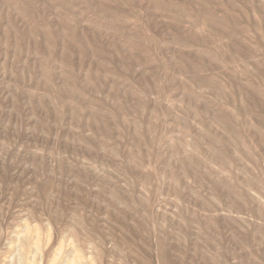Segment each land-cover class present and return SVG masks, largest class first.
Returning <instances> with one entry per match:
<instances>
[{"label":"rangeland","instance_id":"obj_1","mask_svg":"<svg viewBox=\"0 0 264 264\" xmlns=\"http://www.w3.org/2000/svg\"><path fill=\"white\" fill-rule=\"evenodd\" d=\"M0 264H264V0H0Z\"/></svg>","mask_w":264,"mask_h":264},{"label":"bare ground","instance_id":"obj_2","mask_svg":"<svg viewBox=\"0 0 264 264\" xmlns=\"http://www.w3.org/2000/svg\"><path fill=\"white\" fill-rule=\"evenodd\" d=\"M164 253H165V251H164ZM162 254V253H161ZM166 258V257H165Z\"/></svg>","mask_w":264,"mask_h":264}]
</instances>
